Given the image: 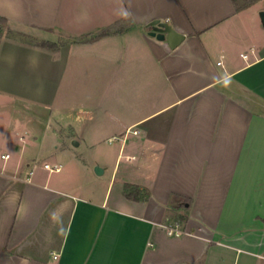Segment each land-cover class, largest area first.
<instances>
[{"label":"crops","instance_id":"obj_1","mask_svg":"<svg viewBox=\"0 0 264 264\" xmlns=\"http://www.w3.org/2000/svg\"><path fill=\"white\" fill-rule=\"evenodd\" d=\"M258 1L0 0V264H264ZM155 19L186 38L152 37Z\"/></svg>","mask_w":264,"mask_h":264},{"label":"trees","instance_id":"obj_2","mask_svg":"<svg viewBox=\"0 0 264 264\" xmlns=\"http://www.w3.org/2000/svg\"><path fill=\"white\" fill-rule=\"evenodd\" d=\"M233 1L237 9L240 10V9L251 6L257 0H233ZM6 24H7V18L3 15H0V42H1V39L4 37ZM149 27H152V25L148 24L147 28ZM124 29H125L124 26H120L118 28L110 27V28L102 30L100 33L96 35H84L82 37L77 38L76 40L78 42L92 41V40H96L98 38L110 35L118 31H123ZM13 36L21 38L23 35L18 34V33H13ZM22 38H25V37H22ZM29 40L32 42H36L40 46L47 47V48H54L57 46L55 43H51L49 41H44V40L38 41L35 39H30V38ZM125 195L128 198L133 199V200H145L150 196V193L147 189H141V187H139L138 185L127 183L125 186ZM184 206H186L185 203H184ZM186 217H187L186 215L185 216L179 215L177 218L180 222H184L186 221Z\"/></svg>","mask_w":264,"mask_h":264},{"label":"water","instance_id":"obj_3","mask_svg":"<svg viewBox=\"0 0 264 264\" xmlns=\"http://www.w3.org/2000/svg\"><path fill=\"white\" fill-rule=\"evenodd\" d=\"M260 16L264 24V9L260 11ZM150 24L152 25V29L149 34L152 37H156L158 40L167 41L172 49H175L186 38L184 33L178 31L166 20L155 19ZM73 144L77 145L78 141H73ZM96 172L101 174L103 169L96 166Z\"/></svg>","mask_w":264,"mask_h":264},{"label":"rangeland","instance_id":"obj_4","mask_svg":"<svg viewBox=\"0 0 264 264\" xmlns=\"http://www.w3.org/2000/svg\"><path fill=\"white\" fill-rule=\"evenodd\" d=\"M258 6H263L264 7V0H259L258 1ZM249 14V13H248ZM247 14V15H248ZM259 19L261 20V23H262V25H263V27H264V24H263V22H262V19H261V16H260V12H259ZM25 30V32H30V31H32V30H30V29H24ZM15 33H17V32H15ZM21 33V32H20ZM41 111H43V113L42 114H44V115H46V116H48V112L47 111H45V110H41ZM25 116H27V115H25ZM29 116V115H28ZM31 116V115H30ZM33 119H34V121H33V123H32V125H34V127L36 128V133L38 132V131H43V129H44V126L46 125L45 123H42V119H41V117H37V116H35V117H33V116H31ZM31 118V119H32ZM35 122V123H34ZM17 123V122H16ZM28 124H30V123H28ZM27 124V120H25V121H22V122H18L17 123V126L18 127H24L25 125H28ZM38 125V126H37ZM37 126V127H36ZM2 139H3V135L0 133V149L1 148H4V143H3V141H2ZM15 144L17 145V146H19V148L18 149H20L21 147H22V145H23V142H20L18 139H17V137H16V142H15ZM26 145V144H25ZM28 147H27V152L28 153H32V151H35V149L37 148V147H34V146H30V145H27ZM48 149H50V147L48 148ZM49 151V150H48ZM48 151H46V152H44V153H42V155H39V159L41 160V161H47V162H50V163H54V160H53V158L51 157L52 155H51V153H49ZM67 156H69V154H66V156L65 155H63V156H61V157H67ZM59 157V156H58ZM94 170H95V172H96V166L94 167ZM97 173V172H96ZM98 174V173H97ZM102 177H104V176H102V175H99V176H95V181H97V179H102ZM94 181V182H95ZM99 182V181H98ZM113 195H114V193H113Z\"/></svg>","mask_w":264,"mask_h":264},{"label":"built area","instance_id":"obj_5","mask_svg":"<svg viewBox=\"0 0 264 264\" xmlns=\"http://www.w3.org/2000/svg\"><path fill=\"white\" fill-rule=\"evenodd\" d=\"M4 158L8 159L10 157V154H5L3 155ZM44 168L50 172H54V171H60L62 168L61 164L58 163H50V162H45L43 164ZM34 170H30L28 175L25 177V180L30 181L31 179V175L33 174ZM168 228V232L169 234H179L181 232L180 230V226L178 223H173L172 225H170ZM54 257H57V255L55 254Z\"/></svg>","mask_w":264,"mask_h":264},{"label":"clouds","instance_id":"obj_6","mask_svg":"<svg viewBox=\"0 0 264 264\" xmlns=\"http://www.w3.org/2000/svg\"><path fill=\"white\" fill-rule=\"evenodd\" d=\"M120 15L123 19H129L131 18L132 13L128 9H122Z\"/></svg>","mask_w":264,"mask_h":264}]
</instances>
